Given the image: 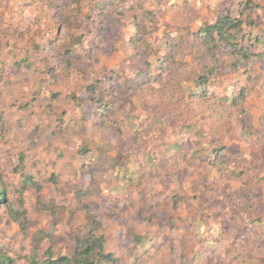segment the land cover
<instances>
[{
	"label": "rangeland",
	"instance_id": "1",
	"mask_svg": "<svg viewBox=\"0 0 264 264\" xmlns=\"http://www.w3.org/2000/svg\"><path fill=\"white\" fill-rule=\"evenodd\" d=\"M0 189V261L264 264V0H0Z\"/></svg>",
	"mask_w": 264,
	"mask_h": 264
},
{
	"label": "trees",
	"instance_id": "2",
	"mask_svg": "<svg viewBox=\"0 0 264 264\" xmlns=\"http://www.w3.org/2000/svg\"><path fill=\"white\" fill-rule=\"evenodd\" d=\"M237 26L238 25H236L235 22L229 19L218 21L213 25H206L199 31L200 35L197 36L196 41L197 42L199 41L201 44L205 45L208 51L211 52L214 57L218 52V47L220 46L228 45V46H231L233 49H238L237 44H234V41H233V38L235 37V33H231V32H236V30H238ZM201 83L204 86H209L210 81L207 77H205ZM198 88H200V86H198L197 89ZM196 94L200 95L198 92ZM206 94H207V90H205L204 94H201L200 97L205 98ZM243 100H244V95L238 92L234 93V95H231L228 97L226 96L223 99V101L226 104L231 105V106H234L237 103L242 102ZM99 106L100 108H104V102H100ZM131 125L132 123L130 122V127ZM191 132H192V129H186L181 138L187 139L188 137H192ZM193 138L195 139L194 143H197V146H198V141H199V145H200V139L198 138V136L193 135ZM190 142H193V139L192 141H189V143ZM176 146L180 147L177 141H176L175 147ZM219 149L220 147L210 149L206 147L205 145H203L200 150H195L192 152V158L196 160L199 159V160L206 161V162H213L215 155H216V153H214V150H219ZM83 152H85V149L83 150ZM212 155H214V157ZM4 197H5V192L2 189H0V206L4 202V199H5ZM255 224H258L261 227V241L262 242L260 241L261 243H257L259 244V248H261V246L264 244V227L261 226V222L250 220L246 223V227L249 229L248 226H253ZM103 244H104L103 237L101 236L97 237L93 234L91 235L89 234L86 237H84L82 244L79 246V249L76 252H74L72 256L65 257L64 261L59 262V263L58 261H52V259L49 258L43 264H96L95 262L96 257L102 258L105 261H108L110 255H105ZM208 244H210L209 241H208ZM1 258L2 259L0 261V264H11L10 263L11 261L8 258H4V257H1ZM31 264H39V263L38 261L33 260Z\"/></svg>",
	"mask_w": 264,
	"mask_h": 264
}]
</instances>
